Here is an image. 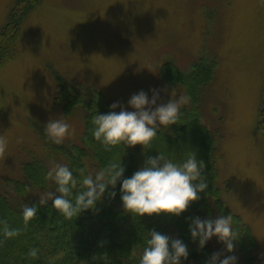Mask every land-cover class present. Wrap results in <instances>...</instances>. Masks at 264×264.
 <instances>
[{"label": "rangeland", "instance_id": "1", "mask_svg": "<svg viewBox=\"0 0 264 264\" xmlns=\"http://www.w3.org/2000/svg\"><path fill=\"white\" fill-rule=\"evenodd\" d=\"M16 1L0 0V29ZM9 50L0 64V135L8 141L0 157V194L17 206L23 200L13 195L14 185L27 184L23 165L38 159L49 169L56 161L34 125L62 117L70 133L75 130L64 143L81 140L82 114H65L55 103L56 75L98 94L109 109L119 102L132 111L128 101L141 90L149 99L151 89L160 90L158 103H167L173 89L187 95L183 84L167 83L165 65L189 75L201 60L215 62L197 106L201 123L216 134L220 200L249 228L253 261L235 241L231 253L215 236L207 244L211 255L223 253L221 259L235 255L236 264H264V136L257 128L264 101V0H41ZM198 141L186 139L188 151L196 152ZM126 147L143 167V146ZM52 188H30L27 203Z\"/></svg>", "mask_w": 264, "mask_h": 264}, {"label": "trees", "instance_id": "2", "mask_svg": "<svg viewBox=\"0 0 264 264\" xmlns=\"http://www.w3.org/2000/svg\"><path fill=\"white\" fill-rule=\"evenodd\" d=\"M40 1H16L7 23L0 29V64L9 56V49L18 38L21 24ZM215 67V62L201 60L189 75L179 74L170 65L162 68L167 83H181L185 86L187 95L191 98V107L181 111L178 124L171 125L167 132L158 130L151 147L144 151L143 165L147 157H156L159 153L177 163L194 153L197 160L205 165L202 174L206 176L208 183L206 192L198 194V201L191 203L179 217L166 214L138 217L125 212L120 193L121 182L118 181L115 188L109 186L106 189L95 209L82 211L78 217L66 220L49 201L46 206L38 207L36 217L25 227L22 209L27 203L26 186L43 192L51 190V186L54 188L52 192L56 188L52 181L45 179L49 170L47 165L37 159L22 167L27 184L17 182L14 185L13 195L23 200L22 205H14L11 199L0 194V221H5L1 214L6 215L8 225L20 229V235L12 239L5 240L0 235V264H139L145 242L149 238L148 233L153 229L171 238H178L187 245L189 256L185 262L206 264L211 250L207 243L203 249L199 248V241H193L189 227L191 218L213 219L215 213L218 216L232 215L233 228L240 233L238 241H235L238 250L247 262L253 261L254 241L249 228L220 200V189L216 185V134L201 123L197 106L200 90L211 81ZM55 77L56 105L65 114L78 111L83 116L80 143L71 146L65 143L54 144L48 140L43 126H34L43 146L49 150L47 153L56 158L54 162L67 165L76 177L78 185L74 193L81 190V169L85 170V175L94 176L110 163L121 160V165L125 168L123 178H130L139 168L126 145L120 144L106 151L93 137L95 126L92 117L96 114H108L112 109L101 102L98 94L83 92L62 77ZM257 128L264 136V101L259 109ZM191 138L201 141L195 144L196 152L188 151L191 144L186 139ZM112 192L116 193L114 198L110 196ZM38 201L32 200L27 204L31 206L38 204ZM31 248L38 249V258L31 259L27 256Z\"/></svg>", "mask_w": 264, "mask_h": 264}, {"label": "clouds", "instance_id": "3", "mask_svg": "<svg viewBox=\"0 0 264 264\" xmlns=\"http://www.w3.org/2000/svg\"><path fill=\"white\" fill-rule=\"evenodd\" d=\"M151 92V99L143 90L133 94L128 101L132 111L126 110L119 102H114L110 105L112 111L108 114H96L92 117L95 126L94 139L100 142L106 151L120 144L150 148L160 127L169 128L178 124L181 109L191 98L176 93L173 89L167 103H158L161 100L160 90L151 89ZM118 107L121 110L116 112ZM70 127L61 117L50 119L44 131L49 141L59 145L74 133V129L70 133ZM7 147V139L0 135V157L5 156ZM204 167V163L198 161L194 153L179 163L166 159L159 153L156 157H147L143 167L130 178H123L125 168L119 160L110 163L94 176L85 175V170L81 169V190L74 193L78 181L73 172L67 165L54 163L45 179L56 185L55 191L39 195L38 204L23 206V224L26 227L36 217L38 207L46 206L49 201L66 220H72L82 211L95 209L106 189L109 186L115 188L118 181L121 182L120 193L125 212L138 217L154 214L179 217L191 203L200 199L199 193L206 192L208 183L206 176L202 174ZM26 191H30L27 186ZM115 195V192L110 193L113 198ZM189 231L194 242L198 239L200 249L215 236L229 253L234 251V241H238L240 237V233L233 228L232 215H219L215 219L191 218ZM0 235L5 240L12 239L20 235V229L11 228L7 221H0ZM148 235L139 264H181L182 259H188L187 245L180 239L171 238L154 229L149 231ZM222 254L213 253L206 264H236L235 255L221 259ZM27 256L31 259L38 258V249H29Z\"/></svg>", "mask_w": 264, "mask_h": 264}]
</instances>
